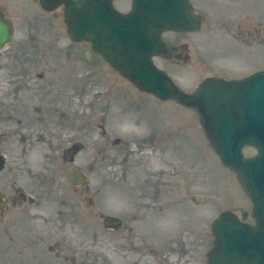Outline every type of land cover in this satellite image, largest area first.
<instances>
[{
  "label": "rangeland",
  "instance_id": "rangeland-1",
  "mask_svg": "<svg viewBox=\"0 0 264 264\" xmlns=\"http://www.w3.org/2000/svg\"><path fill=\"white\" fill-rule=\"evenodd\" d=\"M129 1L115 0L114 7L126 11ZM190 1L202 29L165 39L186 44L191 61L155 60L182 90L192 93L208 77L264 71V0ZM0 9L15 26L13 41L0 50V203L8 202L0 211V264H207L211 226L221 213L251 223L253 204L210 146L196 112L141 93L90 43L72 42L62 8L46 12L40 0H0ZM78 74L90 94L82 109L74 107L84 117L82 137L62 127L47 105L54 83ZM148 118L163 126L164 150L179 153L165 155L160 176L136 171L132 156L143 147L149 124L140 122ZM75 169L86 186L73 185ZM107 217L123 226L105 227Z\"/></svg>",
  "mask_w": 264,
  "mask_h": 264
},
{
  "label": "water",
  "instance_id": "water-1",
  "mask_svg": "<svg viewBox=\"0 0 264 264\" xmlns=\"http://www.w3.org/2000/svg\"><path fill=\"white\" fill-rule=\"evenodd\" d=\"M113 1L40 0V5L46 12L64 7L69 39L90 43L139 91L198 114L210 146L251 200L255 221L244 223L235 213L223 212L211 226L215 242L207 264H264V71L243 80L208 77L195 92L187 93L156 66L155 59L173 57L163 40L166 32L201 30L190 0H133L127 14L117 11ZM14 33L13 21L0 9V50L13 41ZM246 149L256 153L246 157ZM3 164L0 156V169ZM72 181L75 186L88 183L79 170ZM104 226L119 230L122 221L107 217Z\"/></svg>",
  "mask_w": 264,
  "mask_h": 264
},
{
  "label": "flooded vegetation",
  "instance_id": "flooded-vegetation-1",
  "mask_svg": "<svg viewBox=\"0 0 264 264\" xmlns=\"http://www.w3.org/2000/svg\"><path fill=\"white\" fill-rule=\"evenodd\" d=\"M114 2H115V0L113 1V5H114ZM190 3H191V1H190ZM132 6H133V0H130L129 6H128L129 8L126 9V11H121V10H117L115 7L114 8L122 14H127L132 10ZM191 6H192V4H191ZM61 8L64 11V7H61ZM63 14H64V12H63ZM192 14H193V16L197 17L202 22V19L200 18V16L195 15L193 6H192ZM166 34H175L178 36L186 35L187 36L189 34H192V32H189V33L166 32L163 35V39L167 43V45L170 47V49L172 50L173 57H172V59H164V58H160V57H158L156 59H162L164 61H170V62H173V61H175V62L176 61H183L185 63L190 62L191 57L189 54H187L188 48H187L186 44H183V43L181 44L178 39L173 41L172 43H170L169 41H167L165 39ZM74 43H76V42H74ZM177 49H182L183 51H185V53L184 54L179 53L177 51ZM113 70H115V69H113ZM248 76H250V74L246 75L242 78H239V79H229V80H243V79L247 78ZM90 80H91L90 78L86 79V81H88V82H90ZM84 82H85V78H82L81 75H79V74H78V76L72 75V76H68V77L67 76L61 77L60 80H57L54 83L57 86L56 92L54 94L49 95L50 98L52 96L51 101H50L51 104H49V103L47 104L51 107L50 112L54 117H56L55 119H57L59 117L61 126L63 127L65 125L67 128H74L77 131L78 137L83 136L84 117L82 114H76L75 109L76 108L82 109L84 107L86 96H90V94L85 93ZM49 89H52V88H49ZM110 90L118 95V90L116 89V87L110 86ZM92 96L95 97V95H93V94H92ZM41 106H43V105H41ZM74 107H76V108H74ZM69 114H71V119L73 121L72 123L74 125L69 124V119L67 117ZM73 116L76 118L74 119ZM141 123H142V125L149 124V125H147V127H149V129H147L146 133L142 134V139L144 140L143 147L141 148V150L136 149V151L132 155L136 159H138L137 160L138 162H135L136 171L137 170H139V171L145 170L146 171V169H149L150 171L153 172V174L154 173L159 174V176H160V172L163 170V166L161 164L162 163L164 164L166 162L163 160L167 159L169 161V159H170V157L165 158V155L170 154L172 151L171 154L174 156V153H175L177 148L175 147L173 150L170 148L164 150L163 146H165L164 143L166 142V140L164 139L165 138V132L163 130L162 125L155 124L153 121H150L149 118H148V120L142 119V122H140V124ZM103 133H104V130H103ZM155 138L157 139V141L155 143H153L152 140H154ZM167 138H168L167 141L171 142V140H172V142H174L175 135L173 134L172 137L167 135ZM158 148L163 149V151H159ZM78 149H79L78 147H75L74 149H72V152H70V155H73L74 153H76L78 151ZM176 152L178 153V149ZM4 166H5V159H4V164L1 167L0 171L3 170ZM76 170H79L80 172H82V170H80V169H75L73 171V174ZM73 174H72V176H73ZM82 174H83V172H82ZM72 180H73V178H72ZM162 180H163V178H162ZM72 183H73V181H72ZM88 183H89V181H88ZM76 187H78V186H76ZM15 202H17V203L22 202V198H16ZM7 209H8V202L4 201V202L0 203V211L4 212ZM250 224H255L254 220H252ZM122 226H123V221H122Z\"/></svg>",
  "mask_w": 264,
  "mask_h": 264
}]
</instances>
